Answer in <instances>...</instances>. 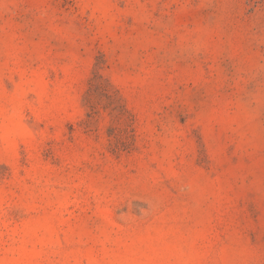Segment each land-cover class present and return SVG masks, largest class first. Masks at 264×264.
Listing matches in <instances>:
<instances>
[{"label":"rangeland","instance_id":"374dc122","mask_svg":"<svg viewBox=\"0 0 264 264\" xmlns=\"http://www.w3.org/2000/svg\"><path fill=\"white\" fill-rule=\"evenodd\" d=\"M0 264H264V0H0Z\"/></svg>","mask_w":264,"mask_h":264}]
</instances>
